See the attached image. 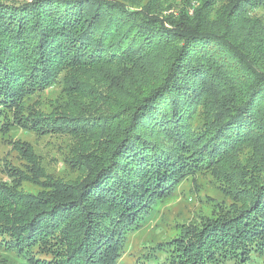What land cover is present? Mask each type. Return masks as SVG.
<instances>
[{
	"label": "trees",
	"instance_id": "1",
	"mask_svg": "<svg viewBox=\"0 0 264 264\" xmlns=\"http://www.w3.org/2000/svg\"><path fill=\"white\" fill-rule=\"evenodd\" d=\"M162 1H0L1 139L66 138L74 174L53 177L12 143L30 167L1 169L8 264H117L131 232L197 174L229 202L141 264L263 255L264 22L251 12L264 0H201L192 13Z\"/></svg>",
	"mask_w": 264,
	"mask_h": 264
},
{
	"label": "rangeland",
	"instance_id": "2",
	"mask_svg": "<svg viewBox=\"0 0 264 264\" xmlns=\"http://www.w3.org/2000/svg\"><path fill=\"white\" fill-rule=\"evenodd\" d=\"M216 1L219 5L227 0ZM200 2L201 0H164L162 1V7L166 9L170 6L176 9L175 7H180L179 4L181 3L192 13L193 8L198 6ZM173 8L164 12L170 13L174 10ZM251 14L254 17H260L264 22V5L254 9ZM51 95L52 92H48L42 98L48 99ZM46 104L44 103V105ZM6 139H11V142L1 139L0 136L1 177H5L1 169L5 170L8 165L19 171L24 166L30 167L29 163L23 160L21 155L15 150L16 146L25 148L28 144L35 152L36 163L43 167L45 173L59 179H70L74 176V174L69 172L68 168L63 166L62 162V157L67 154L68 142L66 138L36 136L20 129L13 131L9 136H6ZM18 141L24 143L20 142L16 146L12 145L13 142ZM44 180L46 178L42 179V181ZM23 186L25 190L33 191V186L28 181H24ZM216 186L210 176L205 174H197L194 178L190 177L182 181L171 195L157 204L150 220L145 222L142 227L131 232L128 237V250L117 264H141V261L144 260L141 257L143 253H146L157 243L172 238L186 224L200 221L202 219L201 215H209L214 208L212 204L215 205L216 202L228 203L229 201ZM3 255L0 251V264H8V261L2 258ZM220 264H264V249L263 255H257V253L254 256L252 255L250 262L242 263L239 260L231 259Z\"/></svg>",
	"mask_w": 264,
	"mask_h": 264
}]
</instances>
